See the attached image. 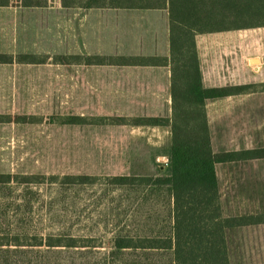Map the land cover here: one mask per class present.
Listing matches in <instances>:
<instances>
[{
	"label": "trees",
	"instance_id": "trees-1",
	"mask_svg": "<svg viewBox=\"0 0 264 264\" xmlns=\"http://www.w3.org/2000/svg\"><path fill=\"white\" fill-rule=\"evenodd\" d=\"M14 1L0 0V7H8ZM17 1L23 8H47L50 2ZM60 1L65 9L168 12L170 59L88 57L85 63L89 66H170L173 116L144 117L130 122L136 127L169 128L170 146L157 151L169 161L166 168L152 176L0 175V220L13 218L14 212L18 221H21L20 215L32 217L42 197L41 188H55V199L65 200L66 205L73 204L71 198L77 191L94 189L100 194V205L110 207L112 219H121L115 223L106 222V228L118 229L101 238L103 241L89 235H76L72 227L63 226L60 221L56 233H28L20 225L8 234L0 230V264H53L49 255L55 254L63 257L60 264H231L228 232L262 225L264 214L226 218L217 167L264 160V148L214 152L207 105L247 95L251 87L206 88L196 38L264 28V0ZM3 59L0 56V62ZM73 60L77 59L57 58L58 62L68 65ZM18 62L38 63L33 56H20ZM42 63L44 61L39 64ZM17 120L27 124L35 119L23 116ZM112 121L119 126L129 124L125 118H112ZM86 122L83 117L70 115L52 117L49 123L76 126ZM18 188L22 191L15 196ZM12 205L14 209L10 210ZM56 213L49 210L43 216L51 224L59 219ZM22 253L27 257L25 262L13 261V254Z\"/></svg>",
	"mask_w": 264,
	"mask_h": 264
},
{
	"label": "rangeland",
	"instance_id": "rangeland-1",
	"mask_svg": "<svg viewBox=\"0 0 264 264\" xmlns=\"http://www.w3.org/2000/svg\"><path fill=\"white\" fill-rule=\"evenodd\" d=\"M49 7L31 11L33 15H46L47 19L42 22V28L37 27L26 37L38 63L20 64L15 74L9 75L17 80H12V85H0V175L158 174L169 160L157 151L170 146V136L166 131L157 133L150 127L131 125V121L141 118L135 115L142 112L145 103L121 101L109 94L107 83L109 79H117L119 71L102 66L73 67L57 61L59 57H74L78 44L81 53L84 44H90L93 55L103 56L104 17L121 12L63 10L57 0H50ZM91 13L86 25L90 37L80 33L77 40L79 20ZM228 35L250 46L249 57L264 61V28ZM41 61L44 63L39 64ZM250 80L253 82L249 83V94L236 96L228 102L229 106L225 105L224 115L211 119L215 153L264 148V69ZM14 81H17L15 85ZM70 115L83 117L87 124L49 123L52 117ZM23 116L35 120L19 123L18 117ZM112 118H125L129 124L115 125ZM217 171L226 218L264 214V160L221 164ZM21 191L18 188L15 196ZM40 192V202L44 203L35 206L34 215H20L18 221L14 212L13 218L0 220L2 234L19 225L28 233H56L59 221L72 227L76 235L96 239L106 238L109 232L118 229L106 228V222L121 219H112L110 207L100 205V194L94 189L77 191L71 198L73 204L68 205L65 200L55 199V188H41ZM54 200L56 203L50 205ZM13 209L14 205L10 210ZM49 210L56 211V217L60 215L51 224L43 216ZM227 240L231 264H264V224L233 229L228 232ZM49 258L53 264L63 262L58 254ZM12 259L25 262L27 257L24 253L13 254Z\"/></svg>",
	"mask_w": 264,
	"mask_h": 264
},
{
	"label": "crops",
	"instance_id": "crops-1",
	"mask_svg": "<svg viewBox=\"0 0 264 264\" xmlns=\"http://www.w3.org/2000/svg\"><path fill=\"white\" fill-rule=\"evenodd\" d=\"M57 1L63 10H77L65 9L62 7L61 1ZM49 8H23L17 0L8 7H0V56L4 57L3 61L0 62V85H12V80L17 78L9 77V75L15 74L20 65L18 62L20 56L36 57V54L31 51V43L26 40V37H29L33 30H37V27L42 28V22H46L47 19L44 17L46 15H33L31 11ZM117 11L121 13H109L104 17V24L102 25L104 31L103 56L93 55L90 44H84L83 53H81L78 44V52L72 57L77 59L73 60V67H90L86 65L85 59L100 56L101 58L114 59L122 57L170 59V31L167 11ZM91 17L92 13L86 14L85 18L79 20L77 40L80 33L84 37H88L90 29L86 25ZM235 32L197 36V49L203 73V83L206 88L249 85L253 82L250 80L253 76H259L262 73L264 61L259 57H249L252 51L250 46L239 43L237 39L228 35ZM254 59H258L260 63L252 64ZM102 67L109 68L111 71L113 69L119 71L117 79H109L107 83L109 94L118 96L121 101L145 103L142 104V110H140L142 112L135 116L141 118H171L173 116L170 66L104 65ZM16 83L17 81H14V85ZM235 98L236 96L207 105L210 125L213 117L224 115L225 105L229 106L228 102ZM152 130L157 133L166 131L165 133L170 136L171 141L172 134L169 128L156 127Z\"/></svg>",
	"mask_w": 264,
	"mask_h": 264
},
{
	"label": "water",
	"instance_id": "water-1",
	"mask_svg": "<svg viewBox=\"0 0 264 264\" xmlns=\"http://www.w3.org/2000/svg\"><path fill=\"white\" fill-rule=\"evenodd\" d=\"M252 64H259L260 63V61L258 60V59H254V60H252V62H251Z\"/></svg>",
	"mask_w": 264,
	"mask_h": 264
}]
</instances>
